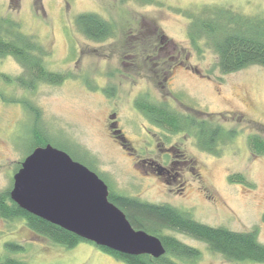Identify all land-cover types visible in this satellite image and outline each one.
<instances>
[{
	"label": "rangeland",
	"instance_id": "rangeland-1",
	"mask_svg": "<svg viewBox=\"0 0 264 264\" xmlns=\"http://www.w3.org/2000/svg\"><path fill=\"white\" fill-rule=\"evenodd\" d=\"M215 10L264 19V0H0V18L40 45L48 71L66 75L58 85L28 90L14 82L23 68L10 56L0 58V193L11 191L13 175L36 148V132L90 168L109 193L167 204L210 227L255 232L264 246V154L248 145L252 135L264 141V68L223 74L209 38L191 45L192 22ZM83 12L112 22L114 36L87 39L74 24ZM139 99L234 131V138L206 152L194 128L170 133L151 124L136 108ZM164 147L178 153H160ZM143 160L184 164L177 163L173 181L150 173ZM162 232L199 252L178 264H259L230 262L201 241ZM9 242L23 250L7 251ZM6 256L28 264H125L91 243L67 249L21 219L0 218V259Z\"/></svg>",
	"mask_w": 264,
	"mask_h": 264
},
{
	"label": "trees",
	"instance_id": "trees-1",
	"mask_svg": "<svg viewBox=\"0 0 264 264\" xmlns=\"http://www.w3.org/2000/svg\"><path fill=\"white\" fill-rule=\"evenodd\" d=\"M74 24L87 39L96 42L112 38L115 32L112 22L92 12L76 15ZM18 28V24L10 19L0 18V58L10 56L23 68V74L15 78L14 82L28 90L34 89L41 82L52 85L61 83L66 75L48 71L43 62L45 51ZM188 36L195 49L196 38L199 36L211 40L218 55V68L223 74L251 65L264 68V19L240 17L215 10L208 19L196 17L189 27ZM4 78L6 82L11 80L5 76ZM135 105L151 124L167 132L178 133L194 128L196 142L206 152H215L220 140L230 141L234 138V131H224L219 125H211L204 120L197 122L194 118L171 110L164 103L139 99ZM32 137V149L50 142L36 132ZM248 145L254 154H264V141L257 135L248 137ZM108 200L124 213L135 230H143L157 237L165 249L164 255L155 259L149 255H125L95 245L117 261L125 264H178L176 259L197 258L199 252L195 248L162 232L171 230L205 243L211 252L221 255L227 261L264 264V246L257 242L255 232L242 233L222 227H210L167 204H151L111 192L108 193ZM0 218L6 221L21 219L35 234L67 249L80 242H88L22 210L10 199L8 190L0 193ZM4 246L7 251L23 250V246L16 243L9 242ZM0 264L28 263L6 256L0 259Z\"/></svg>",
	"mask_w": 264,
	"mask_h": 264
},
{
	"label": "water",
	"instance_id": "water-1",
	"mask_svg": "<svg viewBox=\"0 0 264 264\" xmlns=\"http://www.w3.org/2000/svg\"><path fill=\"white\" fill-rule=\"evenodd\" d=\"M9 196L27 213L98 247L155 259L165 253L157 237L135 230L108 200V187L93 171L49 144L24 159Z\"/></svg>",
	"mask_w": 264,
	"mask_h": 264
},
{
	"label": "flooded vegetation",
	"instance_id": "flooded-vegetation-1",
	"mask_svg": "<svg viewBox=\"0 0 264 264\" xmlns=\"http://www.w3.org/2000/svg\"><path fill=\"white\" fill-rule=\"evenodd\" d=\"M160 153H168V154L170 153V155H171L172 153H178V152L172 147H169V148L164 147V149H162L160 151ZM140 163H142V165H144L150 173H153L159 177H164V176L171 177L172 180L175 181L174 177L179 176V173H178L177 169H175V167L178 165L177 163H180L179 167L182 166L184 164V161H182V162L171 161L169 163L170 165L168 167L164 166L163 164H159L157 162H154V161L143 160ZM165 164H166V162H165ZM167 165H168V163H167ZM172 171H175L176 173L174 172L175 174L172 175L171 174Z\"/></svg>",
	"mask_w": 264,
	"mask_h": 264
}]
</instances>
